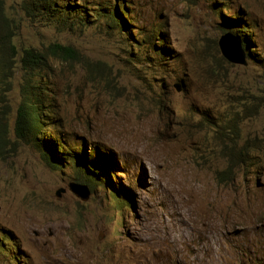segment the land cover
Returning a JSON list of instances; mask_svg holds the SVG:
<instances>
[{"label": "rangeland", "instance_id": "374dc122", "mask_svg": "<svg viewBox=\"0 0 264 264\" xmlns=\"http://www.w3.org/2000/svg\"><path fill=\"white\" fill-rule=\"evenodd\" d=\"M52 1L46 17L0 0V43L11 31L20 54L60 43L81 55L50 60L46 123L22 139L23 72L0 49V264H264V0ZM66 2L84 13L62 20ZM237 13L247 64L219 47ZM159 24L164 41L149 43ZM82 154L104 179L87 200L70 189L95 176Z\"/></svg>", "mask_w": 264, "mask_h": 264}, {"label": "trees", "instance_id": "16d2710c", "mask_svg": "<svg viewBox=\"0 0 264 264\" xmlns=\"http://www.w3.org/2000/svg\"><path fill=\"white\" fill-rule=\"evenodd\" d=\"M29 3L32 4L31 7L27 8L28 10L34 9L36 12H39L43 14L46 17H51V11L52 3L55 1L52 0H27ZM66 1V0H61ZM120 4H121V0ZM39 2L45 3L44 6L40 7ZM81 2L84 6V0ZM64 6V4H63ZM82 7V6H81ZM80 6L75 4H70L66 2V6L58 12L60 13L62 20H73V14L81 15L84 13V10L81 9ZM26 8V7H25ZM117 7H113L110 9V17L114 20L116 25L121 24V21L118 20L117 16ZM123 13V12H121ZM98 14V13H97ZM58 17V22L61 23V20ZM235 25L234 27L239 32L243 33V38L239 35L238 38L241 41L242 47L245 50L246 53H248L249 48L247 43H250V37L245 36L244 33L249 32V26L246 23L241 22L242 18L236 14V17L233 19H230ZM161 27V25L151 29L150 34L143 35V38L145 39L148 37L149 43L156 40L155 37H152L155 34H157V30ZM230 30V29H229ZM231 31V30H230ZM161 40L159 39V43ZM140 46V43H136ZM0 49L4 50V53H8L10 55V59L8 61L14 62L19 61V68L23 72V83H22V102L18 108L17 112V119H16V131L17 134L22 138L29 137L32 138H38L39 132L42 129L41 125L43 123H46V120L44 119L45 116H47L48 113L43 110V97L45 95L44 89L41 85V78L44 76V73L49 71L51 68L50 60L51 59H58L61 62L69 61V60H80L81 55L78 53V51L70 46V45H63L60 43H54L50 45L46 50H40L35 47L25 48L23 50V53L20 54L16 45L13 42V35L10 31L5 38L0 43ZM154 50H158L159 47H153ZM159 52H162V49H159ZM249 54V53H248ZM250 55V54H249ZM3 123H0V150H4L7 146V135H6V128L3 127ZM5 126V125H4ZM59 144L57 145V149L59 150V153L65 155V159L68 161L66 162L67 165H70V162L72 161L71 151H74L72 148H70L64 141H62L60 138H58ZM63 152V153H62ZM53 154V152H52ZM98 154V152H97ZM90 156L86 155H78V158L80 161L86 165V169H88L91 173L94 171V166H97L95 163L90 161ZM46 160L49 162L48 156H46ZM96 169V168H95ZM98 180L102 181L101 177H98ZM79 183L86 185L89 190L91 188H94L93 186L100 185L95 180L92 181V177H88L85 175H82L79 177Z\"/></svg>", "mask_w": 264, "mask_h": 264}, {"label": "water", "instance_id": "95a60500", "mask_svg": "<svg viewBox=\"0 0 264 264\" xmlns=\"http://www.w3.org/2000/svg\"><path fill=\"white\" fill-rule=\"evenodd\" d=\"M219 47L222 55L229 62L237 64H247L246 53L242 49L241 42L235 36L231 34L224 35L219 42ZM71 190L83 200H87L90 194L87 191L86 187L77 184H72ZM64 191L65 189H60L58 191V196L60 197L61 192Z\"/></svg>", "mask_w": 264, "mask_h": 264}, {"label": "clouds", "instance_id": "9594fccd", "mask_svg": "<svg viewBox=\"0 0 264 264\" xmlns=\"http://www.w3.org/2000/svg\"><path fill=\"white\" fill-rule=\"evenodd\" d=\"M237 15L239 16V14L237 13ZM241 17V16H240ZM233 18H235V17H231L230 19H233ZM242 18V20H241V22H243V23H245V21H244V18L243 17H241ZM229 19V21L230 22H232L231 20ZM233 23V22H232ZM247 24V23H246ZM159 25H161V27L157 30V34H155L154 33V35H153V37H155L156 38V40L159 42V39L161 40V42L160 43H162L163 41H164V37H163V33L161 32V28L162 29H165V32H166V28H165V24H159ZM158 25V26H159ZM233 25V27H234V23L232 24ZM248 25V24H247ZM249 26V25H248ZM153 28H155V27H153ZM152 28V29H153ZM235 28V27H234ZM251 27L249 26V29H250ZM236 29V28H235ZM248 29V30H249ZM237 30V29H236ZM232 31V30H231ZM235 33H238V30H237V32H235ZM226 34H231V35H233V36H235L238 40H239V38H238V36L237 35H239L240 37H244L243 36V33H241V32H239V34H236V35H234L233 33H231L230 31H224V34L223 35H226ZM247 34V32L246 33H244V35H246ZM240 41V40H239ZM241 42V41H240ZM242 45V44H241ZM242 49H243V47H242ZM244 50V49H243ZM244 52H245V50H244ZM246 53V52H245ZM246 57H247V54H246ZM39 137V136H38ZM59 144V143H58ZM57 144V145H58ZM59 151V150H58ZM97 167V166H96ZM101 168V166H99L98 167V169H100ZM97 169V168H96ZM94 170L93 172H92V174H94L95 176L94 177H92V181H96L97 183H99L100 184V186H102V182H104V179H103V177L102 176H100L101 178H102V181L101 180H98V177L96 176L97 174H98V171L97 170ZM110 172V171H109ZM74 185H76V183H73ZM72 185V184H71ZM77 185H80V186H84V187H86V189H87V191L88 192H90V190H89V188L86 186V185H83V184H81V183H79V182H77ZM70 189H71V186H70ZM72 191V190H71ZM73 192V191H72ZM74 193V192H73ZM75 194V193H74ZM76 195V194H75ZM124 204V202H122V205ZM119 206V205H118Z\"/></svg>", "mask_w": 264, "mask_h": 264}, {"label": "bare ground", "instance_id": "6f19581e", "mask_svg": "<svg viewBox=\"0 0 264 264\" xmlns=\"http://www.w3.org/2000/svg\"><path fill=\"white\" fill-rule=\"evenodd\" d=\"M162 145H163V144H162ZM154 147H155V146H154ZM159 148H161V147H159ZM163 149H164V148H163ZM153 150H154V149H153ZM161 151H162V150H161ZM161 153H162V152H161ZM159 155H160V154H159ZM156 157H157V156H156ZM158 158H159V157H158ZM161 158H162V157H161ZM171 158H172V157H171ZM163 160H164V159H163ZM216 194H217V193H216ZM206 195H207V194H206ZM214 195H215V194H214ZM214 198H215V197H214ZM88 199H89V198H88ZM223 200H225V199H223ZM225 201H226V200H225ZM225 201H224V203H226ZM222 202H223V201H222ZM195 204H196V203H195ZM224 205H225V204H224ZM240 205H241V204H240ZM201 207H202V206H201ZM241 207H242V205H241ZM194 209H195V208H194ZM202 209H203V208H202ZM193 212H194V211H193ZM201 213H202V212H201ZM225 213H226V211H225ZM194 214H195V213H194ZM197 214H198V213H197ZM205 214H206V213H205ZM219 214H220V213H219ZM199 215H200V214H199ZM199 215H198V216H199ZM221 215H222V214H221ZM221 215H218L219 218H220ZM223 215H224V214H223ZM196 217H197V216H196ZM210 217H211V216H210ZM230 217H231V216H230ZM194 218H195V217H194ZM219 218H218V219H219ZM183 219H184V218H183ZM208 219H209V218H208ZM210 220H211V219H210ZM221 220H222V219H221ZM201 221H202V220H201L199 217H197L195 220L193 219V221H192L193 227H195V228H199L200 225H201ZM208 221H209V220H208ZM213 221H214V219H213ZM213 221H210L209 224H211V222H213ZM218 221H219V220H218ZM221 222H222V221H221ZM221 222H220V223H221ZM206 223H207V222H206ZM204 224H205V223H204ZM215 224H216V223H215V221H214L213 225H215ZM222 224H223V223H222ZM210 226H211V225H210ZM215 227H217V226H215ZM218 227H219V226H218ZM218 227H217V228H218ZM205 228H208V227H205ZM205 228L203 229V231H206ZM217 228H216V229H217ZM216 229H214V230H216ZM212 230H213V229H212ZM210 231H211V230H210ZM216 231H217V230H216ZM200 233H201V232H200ZM205 234H206V233H205ZM209 235H210V234H209ZM209 237H210V236H208V237L206 238L208 242H209ZM197 244H198V243H197ZM153 246H154V247H158V246H160V242H159L158 240H156V241L153 243ZM83 258H84V257H83Z\"/></svg>", "mask_w": 264, "mask_h": 264}]
</instances>
